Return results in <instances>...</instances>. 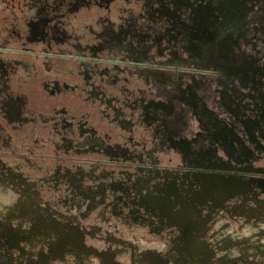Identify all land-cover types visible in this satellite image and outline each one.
Segmentation results:
<instances>
[{"label":"flooded vegetation","instance_id":"1","mask_svg":"<svg viewBox=\"0 0 264 264\" xmlns=\"http://www.w3.org/2000/svg\"><path fill=\"white\" fill-rule=\"evenodd\" d=\"M100 1L106 5L112 2L96 3L101 5ZM148 1L153 6L136 20L139 30L132 35L137 37V46L125 47L116 38L103 43L100 51L139 62L142 70H155L157 75L166 73L167 81L155 78L154 91L142 89L133 98L108 99L105 88L96 89L90 81L79 82L77 88L83 95L87 92L91 101L106 105L100 114L126 128L129 134H134L138 124L148 131L154 129L153 147L147 150L141 145L143 156L135 152L132 155L138 161H128V155L122 153L123 161L118 160L120 155H107L106 161L89 162L88 175L90 179L106 178L108 181L100 186L107 193L106 199L124 205L131 202L132 213L152 211L161 222L169 224L191 222L189 230H184L186 235L166 256L148 251L135 257L137 249L130 242L106 238L105 243L111 241L121 245L120 249L132 250L131 264L146 260L147 264H203L207 257L200 258L198 252L209 250L204 238L209 219L220 210H227V204L237 198L256 202L264 195V0ZM152 33L160 55L166 58L157 61L158 65L149 64L156 61L150 52ZM196 77L204 83L192 86L184 82H195ZM208 80L230 89L224 100L229 103L226 113L208 106L212 96L207 91ZM5 90L0 80V98ZM114 101L121 104L115 106ZM5 104L7 116L21 118L22 110L16 101L11 99ZM168 151L178 156L177 163H157L156 152ZM8 200L9 196L0 192V204ZM33 204L32 207L40 208L38 203ZM234 213L242 227L223 223L215 235L223 245L224 258L231 261L242 251L246 257L248 249L264 257L262 244L257 245L260 240L255 238V230L264 227L255 218L258 209L242 205ZM39 215L30 219L37 224L31 225L28 233L36 243L48 245L54 253H73L78 259L94 253L102 264H121L113 254L87 245V231H81L79 222L72 226L65 218H57L59 214L50 213L47 218ZM155 228L157 232L163 229ZM15 234L12 244H16ZM241 244L247 246L242 248Z\"/></svg>","mask_w":264,"mask_h":264},{"label":"rangeland","instance_id":"2","mask_svg":"<svg viewBox=\"0 0 264 264\" xmlns=\"http://www.w3.org/2000/svg\"><path fill=\"white\" fill-rule=\"evenodd\" d=\"M148 2L112 0L109 5H98L96 0H0V80L6 86L4 97L0 98V192L9 196L7 202L0 204V264H102L94 253L78 259L70 252L54 253L48 245L28 237L31 225L37 224L30 219L37 218L40 211L43 216H39L46 218L50 213L59 214L57 218H65L72 226L79 222L81 231H87L84 242L97 251L113 254L121 264L132 263V250L120 249L121 245L111 241L105 243L106 238L130 242L137 249L135 257L148 251L166 256L186 235L184 230H189L191 222L162 224L155 214L142 210L137 215L112 198L106 201L100 195L93 200L86 197L85 193L100 194L104 182L89 179V162L106 161L109 154L99 148L97 152L91 151L94 148L84 149L81 137H69L63 132L65 120L75 118L72 111L84 110L86 104L82 100L96 104L101 114L107 109L106 105L91 101L87 92L83 95L77 88L79 82L90 81L96 89L105 88L108 99L127 98L130 90L138 87L154 91L155 70H142L139 62L100 51L103 43L116 38L125 47L137 44V37L132 35L139 30L136 20L153 6ZM149 39L150 52L156 59L149 64L158 65L157 61L166 58L158 51L156 36L152 33ZM140 71L146 74L140 75ZM11 99L22 110L20 119L7 116L5 103ZM87 113L93 120V112ZM80 114L81 119L88 118ZM109 122H103L102 127L97 125V138L104 140L112 130ZM145 135V147L150 150L155 140L151 132ZM70 140H74L76 148H65ZM133 141L127 142L128 161H138L132 156L134 152L143 156V148H138L140 139L134 137ZM170 152H156L157 163H177L178 156ZM171 156L175 160L170 162ZM118 160L123 161L121 157ZM35 202L40 208L32 207ZM242 205L262 212L258 219L264 226V195L256 202L246 198L229 202L227 210H220L206 223L204 238L209 250L198 252L200 258L207 257L203 264H264L263 255L250 253L249 249L246 257L242 251L228 261L222 243L215 239L220 224L242 227L234 213ZM156 226L163 229L157 232ZM13 233L16 244H12ZM255 233L260 240L257 245L262 244L264 249V227ZM147 263L146 260L143 264Z\"/></svg>","mask_w":264,"mask_h":264},{"label":"crops","instance_id":"3","mask_svg":"<svg viewBox=\"0 0 264 264\" xmlns=\"http://www.w3.org/2000/svg\"><path fill=\"white\" fill-rule=\"evenodd\" d=\"M145 74H146L145 72H143V71L141 72L140 71V75L144 76ZM165 74H160V73L158 75L155 74V76H153V81H157L155 78H159V80H160V78H163L162 81L166 82L167 78L164 77ZM165 78H166V80H165ZM201 80L202 79H199L198 77H196V81L195 82L191 81V79H185L184 82L185 83H190V85L192 84V86H193V85H195V83L196 84L197 83H204ZM212 83L213 82L208 80L207 91H208L209 94L212 95V96H209L210 100H209L208 106L210 108L216 110V111L226 113V111H227V109L229 107V103L227 104L226 102H224V100L227 99L226 93H227V90H230V89L227 88L226 86L221 87L218 84H212ZM142 89H145V87H138L136 90L131 89L129 94H128L129 96L127 98H133L136 95L138 96L139 91H141ZM190 90H192V89H190ZM223 97H224V99H223ZM82 101H83L84 104H86L84 106V110H79V107L76 106V108H78L79 111H77V112L72 111L73 114H74V117H75L74 119L65 120L64 127H63V129H65V130H63V132H67L68 134H70L69 137H73V136L75 138L78 137V136H79V138L81 137L82 138L81 140L84 142V146H83L84 149L94 148L95 150L91 149V151H94V152L100 151V150H98V148L99 149H103L104 153H107V154L110 155V157L115 158V157H118L122 153H125L126 155L129 154V151H128L129 150V145L127 144V142L128 141L132 142L134 140V137H137L138 141L140 139V141L138 142V148L139 147L141 148L142 147L141 145H145L144 139H145V136H146L145 135L146 132H151V137L154 138V140H155L154 129H150L148 131L145 128H143L144 126L138 124L133 129L134 130V134L131 135V134H129L128 130H126V129L124 130L118 124H114L113 121L108 120V119H103L101 114L98 112L97 108L95 107L96 104H92L90 102L86 103V100H82ZM232 102L233 103L231 105L233 106V104H235V101L233 100ZM90 111L93 112L92 113L93 118H94L93 120H91V118H90L91 114L87 113V112H90ZM79 112L82 113L84 115V117L88 116V118L81 119V114ZM108 121L111 122V123L110 122L109 123H110V125L112 127V130H110V132L104 136V138H105L104 140L97 138L96 137L97 125L102 127V125L104 124L103 122H105V124H107ZM93 124H94V126H92ZM140 126H142V129H141ZM113 127H115V128H113ZM196 127H197V123L194 122L193 129H195ZM81 132H83V135L79 134ZM112 132H113V134H112ZM61 136L62 135H60V137ZM68 142H70V143H68ZM136 144H137V142H136ZM75 145L76 144H74V140L73 141L70 140V141H67L64 146H65L66 149H73V147L76 148ZM85 151H81V152L83 153ZM167 153H169V151ZM170 153L173 154V152H170ZM173 156L168 157V160L170 162L175 160V158ZM120 157H121V155H120ZM97 174H98V172H96V175ZM91 180L94 181L95 183L98 180H103L104 181L102 183L103 186L108 181L106 178H103V177L91 178ZM85 195H86V197L88 196V197L92 198L91 200L96 198L98 195H100L102 197L101 200H106V201L109 200V198L106 199L107 193H105L104 191H101V193L100 194L98 193L97 195H96V193L95 194H91V193L90 194L89 193L86 194L85 193ZM91 195H93V196H91ZM111 200L115 202V200H113V199H111ZM122 205L125 206L126 208L130 209L131 212H133L132 210H134V209L131 208V202H128L127 205H124V204H122ZM149 213L153 215L152 211H150ZM156 216H157V214H156ZM164 222L168 223L166 221H164ZM164 222H161V223L163 224Z\"/></svg>","mask_w":264,"mask_h":264},{"label":"bare ground","instance_id":"4","mask_svg":"<svg viewBox=\"0 0 264 264\" xmlns=\"http://www.w3.org/2000/svg\"><path fill=\"white\" fill-rule=\"evenodd\" d=\"M262 216V212H258L256 215H255V218L257 220V222H260L258 217H261Z\"/></svg>","mask_w":264,"mask_h":264}]
</instances>
